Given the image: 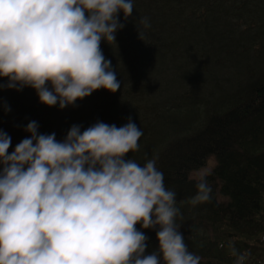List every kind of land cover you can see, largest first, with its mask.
Listing matches in <instances>:
<instances>
[{
    "label": "trees",
    "instance_id": "trees-1",
    "mask_svg": "<svg viewBox=\"0 0 264 264\" xmlns=\"http://www.w3.org/2000/svg\"><path fill=\"white\" fill-rule=\"evenodd\" d=\"M132 3L127 20L118 13L124 27L116 41L100 44L120 88L94 90L63 109L40 102L28 86L0 88L3 132L15 147L12 137L20 135V143L31 121L38 134L62 141L79 125L76 118L88 127L98 121L121 127L130 117L143 135L125 159L140 166L155 160L165 188L176 193L179 232L200 264H235L230 244L250 253L244 264H264V0ZM231 68L245 77L232 78ZM210 158L211 199L194 206L192 172ZM136 228L148 237L145 254L157 251L159 226Z\"/></svg>",
    "mask_w": 264,
    "mask_h": 264
},
{
    "label": "clouds",
    "instance_id": "clouds-1",
    "mask_svg": "<svg viewBox=\"0 0 264 264\" xmlns=\"http://www.w3.org/2000/svg\"><path fill=\"white\" fill-rule=\"evenodd\" d=\"M121 11L127 20L132 0H0V77L8 79L0 88H34L40 102L61 109L100 88L116 92L100 44L116 41ZM37 129L29 122L30 138L10 154L11 137L0 130V264H200L155 160L125 159L143 135L130 117L121 127L73 125L63 141ZM209 175L205 168L196 177L194 206L211 199ZM138 223L159 226L157 251L145 254ZM230 248L244 264L250 253Z\"/></svg>",
    "mask_w": 264,
    "mask_h": 264
},
{
    "label": "rangeland",
    "instance_id": "rangeland-1",
    "mask_svg": "<svg viewBox=\"0 0 264 264\" xmlns=\"http://www.w3.org/2000/svg\"><path fill=\"white\" fill-rule=\"evenodd\" d=\"M229 71V75L230 76H232V78L234 77V78H236V79H241V78H243V77H245V73H238L239 71H236V70H234V69H229L228 70ZM74 122H76L77 124H79L80 125V128H81V131H83L82 129H87L88 128V126L85 124V121L83 120V119H81V118H79V119H74L73 121H72V123H74ZM2 123V120H1V111H0V130H2L3 131V124H1ZM12 123H11V120H9L7 123H6V125L8 126V128H10V127H13V125H11ZM10 136V135H9ZM30 136H31V134L30 133H28V134H26L25 135V138H30ZM11 137V136H10ZM20 138V135H18V136H13L12 137V142H13V144L16 146V143H17V141H18V139ZM64 138H65V136H63L62 135V137H61V140L63 141L64 140ZM14 146H10V148L8 149V152H9V154L14 150ZM213 158H210L209 159V162H208V165L206 166V167H204V168H202V169H205V168H210V166H211V164H213ZM202 169H200V170H202ZM200 170H198V171H195V172H192V176L193 177H197V175H198V173H199V171Z\"/></svg>",
    "mask_w": 264,
    "mask_h": 264
}]
</instances>
